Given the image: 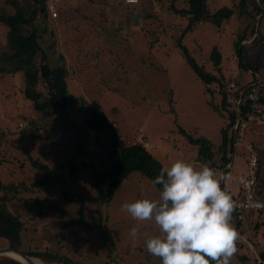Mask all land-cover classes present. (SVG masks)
Masks as SVG:
<instances>
[{"label":"rangeland","instance_id":"1","mask_svg":"<svg viewBox=\"0 0 264 264\" xmlns=\"http://www.w3.org/2000/svg\"><path fill=\"white\" fill-rule=\"evenodd\" d=\"M10 1L24 9L33 5L28 0ZM48 1L53 4L57 16L38 22L39 30L46 27V32L41 33L40 44L50 64L68 68L67 90L76 100H72V107L68 110L71 118L76 121L81 118L79 109L85 108V105L79 101H84L86 107L98 104L113 122L122 140L128 143L146 142V148L163 168L177 159L200 167L202 164L194 160L196 147L186 142L177 127L218 143L225 119L206 103L207 99H211L213 104L220 100L217 88H214L213 96L205 92V86L186 64L175 44L187 25L186 19L169 11L168 0H135L131 3L126 0ZM231 1L207 0L211 10L230 5ZM1 5L3 10L0 11L15 10L12 3L0 0ZM175 5L181 6V0L175 1ZM245 21L244 16L235 14L220 27L209 22L196 23L182 35L181 40L198 64L214 74L220 73L226 85L235 77L246 81V76L250 74L237 68V56L233 49V41ZM8 33V23L0 20V50L7 42ZM249 42L246 41V44ZM214 46L221 54L218 67L209 60ZM252 50L250 46L246 47L244 55H249ZM35 59L37 64L41 54L38 53ZM11 66L0 57V128H9L10 131L6 144L1 148L7 167H0V179L4 182L16 179L29 181L38 175L25 165V157L18 147L27 149L40 160H51L57 156L63 159L66 153L72 152L67 148L60 151L48 142L18 133V129L26 124L22 117L36 119L39 125L48 120L45 114H34L31 101L23 95V73L19 69L12 72ZM37 88L42 96L47 95V89L42 85ZM58 123L59 120L52 118L49 122L60 132L59 140L63 137L67 142L72 134ZM263 127L261 125L260 129ZM258 138L256 131L248 129L245 136L234 144L232 168L226 172L227 179L224 180L225 186L231 185V190L238 186L232 184L234 171L242 169L241 164L248 157L245 144L251 143L256 148L254 142L257 143ZM10 167L15 171H11ZM216 171L218 175L222 173ZM90 181L89 170L81 169L76 183L78 188L68 187L67 191L69 195L79 194L84 198L86 216L97 210L94 218L96 227L92 231L78 225L61 231L56 223L59 219L54 217L53 211L38 214V205L45 210L50 202L71 212L76 211V205L67 202L54 186L40 188L36 204L25 199L15 203L13 210L21 213L27 222L35 220L38 223L35 226L34 223H27L26 226L30 248L41 250L53 244L72 260L81 259L85 264H99L111 258L113 264H161L160 258L150 255L145 247L148 237L159 235L158 226L154 221H136L126 211H121V205L126 202L141 198L158 199L160 192L157 187L142 173L133 171L118 184L107 203L96 204ZM86 219L91 221V218ZM46 224L50 225L47 234L40 229ZM133 227L138 232L135 239L130 235ZM52 231L57 233L56 237L51 236ZM247 232L255 236L261 248L262 228L256 235L254 230L247 229L246 221L243 237ZM257 251V247L250 243L240 246L239 254L244 258L232 257L230 264H264ZM38 262L43 261L38 259Z\"/></svg>","mask_w":264,"mask_h":264},{"label":"trees","instance_id":"2","mask_svg":"<svg viewBox=\"0 0 264 264\" xmlns=\"http://www.w3.org/2000/svg\"><path fill=\"white\" fill-rule=\"evenodd\" d=\"M2 1L6 4L12 3L15 10L12 12L0 11V20L9 25L7 42L0 50V57L12 65V72L15 69L22 71L24 97L31 101L35 115L45 114L48 120L45 124L39 125L36 119L22 117L26 124L18 129V133L33 140L48 142L60 151H63V148L71 149L72 153H66L63 159L57 156L51 160H40L31 155L27 149L17 148L25 157V165L38 177L29 181L16 179L4 182L0 179V247L20 250L45 263L85 264L81 259L72 260L61 249L54 248L53 244L47 245L41 250L31 249L26 239V226L27 223H34V226L38 223L35 220L27 222L21 213L13 210L12 207L15 203L25 199L36 204L38 190L54 186L59 189L60 194L67 202L76 205V211L71 212L57 203L50 202L45 206V210L40 209L41 206L37 204L38 214L42 215L46 211H53L54 217L59 219V222L56 223L61 231L77 225L92 231L96 227L94 218L97 210L94 209L89 216H86L84 198L79 194L69 195L67 191L68 187L78 188L76 183L81 169H88L90 172L91 189L95 191L96 204H105L111 199L118 184L133 171H139L153 183L163 166L141 143L134 141L128 143L122 140L113 122L98 104H88L86 107L84 101H79L85 105V108L79 109L81 118L79 121L71 118L68 110L72 107V100H76L67 90V79L70 76L68 68L65 65L50 64L40 44L41 33L46 32V27L39 30L38 22L41 19L44 21L54 19L47 10L49 1L28 0L33 3L30 9H24L10 0ZM168 1L169 11L187 21L186 27L181 36L176 39L175 44L180 49L186 64L205 86V92L213 96L214 88H217L220 100L217 104H213L211 99H207L206 103L212 105L215 111L225 119L220 129L218 143H213L202 135H193L192 132L180 126L177 127V131L188 144L196 147L195 162L202 165L208 163L210 167L221 170L225 175L227 172L225 167L232 158L234 144L238 142L237 135L233 134V124L240 115L245 114L249 109V102L243 98L238 106L235 105L236 94L239 89L246 91L248 82L235 77L236 87L233 91L227 89L222 75L218 72L214 74L199 65L182 43L181 37L196 23L209 22L220 27L232 15L244 16L246 21L233 41V49L237 56V68L261 74L264 64V0H232L230 5H222L214 10L209 8L207 0H181L179 7L175 5V1L178 0ZM248 40L250 42L246 44ZM248 46L253 50L249 55H244V49ZM38 53L41 54V59L36 64L35 58ZM209 60L213 66L220 65L221 54L217 47H212ZM38 85L47 89V95H41L37 88ZM259 92L260 103L264 104V86L260 88ZM259 116L263 117L264 113ZM51 118L59 120L58 124L61 128L71 132L72 136L67 139V142L63 137H61L62 141L59 140L60 132L49 124ZM52 124L54 125V123ZM8 129L0 128V167L4 166L5 168L7 161L1 148L6 144L7 135L10 132ZM244 134L245 132L242 137ZM10 170L15 171L11 167ZM38 172L41 174H37ZM154 185L159 192L162 190L161 185ZM222 188L223 184L221 183ZM232 199L235 200L236 197H232ZM86 217L91 218V221H88ZM246 221L247 229L251 228L256 232V235L262 228L263 243L261 248L260 243L258 244L255 240V236H251L249 232L243 237ZM232 223L239 233V239L236 242L237 252L233 257L239 256L240 259H243L244 256L239 254L240 246L250 243L257 247L256 254L261 261H264V215L250 211L246 212L244 218L239 220L236 218L234 209ZM49 226L46 224L40 229L46 233ZM51 236L56 237L57 233L52 231ZM0 264L23 263L9 256L0 255ZM99 264H113V260L111 258ZM210 264H212L211 261Z\"/></svg>","mask_w":264,"mask_h":264},{"label":"clouds","instance_id":"3","mask_svg":"<svg viewBox=\"0 0 264 264\" xmlns=\"http://www.w3.org/2000/svg\"><path fill=\"white\" fill-rule=\"evenodd\" d=\"M227 177L208 163L196 167L183 159L161 168L153 181L158 199L121 205L136 221H154L159 235L148 237L146 251L161 264H230L239 233L232 223L235 201L221 183ZM135 239L137 228L130 229Z\"/></svg>","mask_w":264,"mask_h":264},{"label":"built area","instance_id":"4","mask_svg":"<svg viewBox=\"0 0 264 264\" xmlns=\"http://www.w3.org/2000/svg\"><path fill=\"white\" fill-rule=\"evenodd\" d=\"M135 0H126V2H134ZM47 9L52 17H56L57 13L53 4L49 2L47 4ZM264 41V34H263ZM262 72L251 73L253 75L252 80H250L245 88L239 89L236 94L235 105H239L242 98L249 102V109L245 114L240 115L233 124V131L237 134V139H241L245 129L249 126L252 120L257 122H262L260 114L264 113V104L260 103V88L264 86V64L262 67ZM236 87V80L233 78L228 81L226 88L233 91ZM244 93V94H243ZM142 146L146 147L147 143L142 140L139 141ZM249 152L247 160V169L245 174H240L236 177L237 185L239 187V196L235 199V212L236 218L241 220L246 212H258L264 215V199L259 197L255 192V183L257 176V163L258 157L256 153V148L249 143L246 145Z\"/></svg>","mask_w":264,"mask_h":264},{"label":"crops","instance_id":"5","mask_svg":"<svg viewBox=\"0 0 264 264\" xmlns=\"http://www.w3.org/2000/svg\"><path fill=\"white\" fill-rule=\"evenodd\" d=\"M247 73L250 74L249 72H247ZM252 78H253V75H251V74H250V76L249 75L246 76V81L245 82H249L250 80H252ZM261 120H262V122H260V123L255 121V120H252L250 122L249 126L245 129L244 132L246 134L247 130L251 129L253 131H256L257 135L259 136V138L257 140V143L253 141L255 143V145H256V153H257V157H258L255 192H256V194L259 197L264 199V195H263L264 194V174L262 173V170L264 168V152H263L264 151V127L260 129V126L264 125V116L261 117ZM245 134H244V136H245ZM250 142H252V141L250 140ZM246 145H247V143L245 144V147H246ZM248 156H249V152H248ZM247 160H248V157H246L245 158V162H243L241 164L242 165V169L234 171V176L235 177H234V180H233L232 184L235 183L237 185V183L235 182V178H236V176L238 174L240 175V174H245L246 173ZM228 165H229L228 167H225L227 169V171L231 170V168H232L231 160H230V163ZM220 172H221V170H220ZM225 177H226V175H225ZM261 177H263V181L260 182ZM222 184H223L222 190H227L231 194V196L233 198L239 196L240 190H239L238 186H237V188L235 190H231L230 189L231 185H230V187H229V184L227 186H225L224 181L222 182ZM244 216H245V214H244ZM244 216H243V218H244ZM244 229H245V224H244Z\"/></svg>","mask_w":264,"mask_h":264},{"label":"water","instance_id":"6","mask_svg":"<svg viewBox=\"0 0 264 264\" xmlns=\"http://www.w3.org/2000/svg\"><path fill=\"white\" fill-rule=\"evenodd\" d=\"M9 251H13V252L17 253L18 255H20L24 259V262L19 260V259H16V260L20 261L23 264H37V263H34L32 261V258H34V257L28 256V255H26L25 253H23L20 250L12 249V248H9V247L0 248V255L8 256V255H6V253L9 252ZM13 259H15V258H13ZM40 264H64V263H45V262H41ZM67 264H73V263H67Z\"/></svg>","mask_w":264,"mask_h":264},{"label":"bare ground","instance_id":"7","mask_svg":"<svg viewBox=\"0 0 264 264\" xmlns=\"http://www.w3.org/2000/svg\"><path fill=\"white\" fill-rule=\"evenodd\" d=\"M6 255H8L9 257H12V258H15V259H19V260H21V261H24V259L20 256V255H18L17 253H15V252H13V251H9V252H7L6 253ZM32 261L34 262V263H39L38 262V259L36 260V258H32ZM40 264V263H39Z\"/></svg>","mask_w":264,"mask_h":264}]
</instances>
